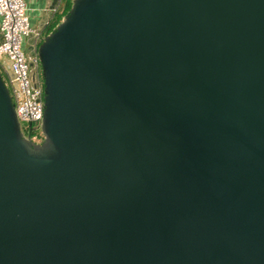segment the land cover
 Wrapping results in <instances>:
<instances>
[{
    "label": "water",
    "instance_id": "water-1",
    "mask_svg": "<svg viewBox=\"0 0 264 264\" xmlns=\"http://www.w3.org/2000/svg\"><path fill=\"white\" fill-rule=\"evenodd\" d=\"M38 56L39 144L0 73V264H264V0H73Z\"/></svg>",
    "mask_w": 264,
    "mask_h": 264
},
{
    "label": "built area",
    "instance_id": "built-area-1",
    "mask_svg": "<svg viewBox=\"0 0 264 264\" xmlns=\"http://www.w3.org/2000/svg\"><path fill=\"white\" fill-rule=\"evenodd\" d=\"M57 9L56 6L46 9L44 26L49 24ZM23 37L30 39L31 51L27 53L22 47ZM42 39V30L29 24L23 0H0V68L8 76L7 88L22 133L32 141L37 137L34 130H40L44 112L43 78L38 56Z\"/></svg>",
    "mask_w": 264,
    "mask_h": 264
},
{
    "label": "crops",
    "instance_id": "crops-1",
    "mask_svg": "<svg viewBox=\"0 0 264 264\" xmlns=\"http://www.w3.org/2000/svg\"><path fill=\"white\" fill-rule=\"evenodd\" d=\"M23 1L25 3V14L28 17L30 26L34 29H41L42 32H44L47 26L49 25V24L45 26L43 25L46 18V12H45L46 9L53 6H56L59 9L62 4V0H57L56 2L55 0H23ZM29 42L30 39H28V37H23L22 47L27 52L31 51Z\"/></svg>",
    "mask_w": 264,
    "mask_h": 264
},
{
    "label": "trees",
    "instance_id": "trees-1",
    "mask_svg": "<svg viewBox=\"0 0 264 264\" xmlns=\"http://www.w3.org/2000/svg\"><path fill=\"white\" fill-rule=\"evenodd\" d=\"M72 2L73 0H62V4L60 8L56 12L54 18L51 20L49 25L47 26L46 30L43 32V38L46 35H48L57 26V24L63 19L64 15L70 9Z\"/></svg>",
    "mask_w": 264,
    "mask_h": 264
},
{
    "label": "rangeland",
    "instance_id": "rangeland-1",
    "mask_svg": "<svg viewBox=\"0 0 264 264\" xmlns=\"http://www.w3.org/2000/svg\"><path fill=\"white\" fill-rule=\"evenodd\" d=\"M26 53H27V51H25ZM6 71H8L9 70V67L8 66H6ZM0 73L2 74V78H3V80H4V82H5V85L6 86H8V79H7V74L4 72V71H2V69L0 68ZM41 75H42V70H41ZM41 131V129L39 130H34V134L36 135V136H38V137H40V135H39V132Z\"/></svg>",
    "mask_w": 264,
    "mask_h": 264
},
{
    "label": "flooded vegetation",
    "instance_id": "flooded-vegetation-1",
    "mask_svg": "<svg viewBox=\"0 0 264 264\" xmlns=\"http://www.w3.org/2000/svg\"><path fill=\"white\" fill-rule=\"evenodd\" d=\"M43 138H44V135L41 133L40 137L37 136L33 139V142L39 144L43 141Z\"/></svg>",
    "mask_w": 264,
    "mask_h": 264
}]
</instances>
